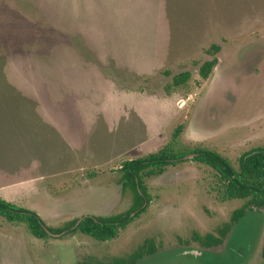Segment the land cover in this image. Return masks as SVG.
Wrapping results in <instances>:
<instances>
[{
    "label": "rangeland",
    "instance_id": "obj_1",
    "mask_svg": "<svg viewBox=\"0 0 264 264\" xmlns=\"http://www.w3.org/2000/svg\"><path fill=\"white\" fill-rule=\"evenodd\" d=\"M260 147L264 0H0L1 198L51 229L115 216L136 196L126 161L183 154L143 172L150 204L111 240L38 238L0 215V264H264V207H248L220 246L192 239L247 203L192 150L239 169Z\"/></svg>",
    "mask_w": 264,
    "mask_h": 264
},
{
    "label": "trees",
    "instance_id": "obj_2",
    "mask_svg": "<svg viewBox=\"0 0 264 264\" xmlns=\"http://www.w3.org/2000/svg\"><path fill=\"white\" fill-rule=\"evenodd\" d=\"M219 49V45L215 44L208 50L213 58L205 61L200 66L199 74L202 79H207L217 65L216 53ZM188 76V72L175 76L173 84L176 86L184 84ZM191 153L195 154L196 160H200L217 170L225 187V196L228 199H247L245 205L233 212L230 221L217 228L216 234L200 235L197 232L193 234L192 239L203 247L220 246L224 243L226 236L232 231L235 224L245 214L248 207H264V147L244 153L239 159V169H235L225 157L217 152L195 148ZM182 156V153L177 155L173 151H164L157 155L126 161L122 166L123 177L126 179L124 185H130L136 196L129 211L119 215L110 217L83 215L78 224L75 221L67 227L51 229L35 211L16 206L1 197L0 215L10 222L26 224L30 232L38 238H48L51 235L50 232L69 235L80 231L98 240H111L117 237L120 230L125 228L128 223L146 211L150 204L151 199L143 182V172L149 168L163 171L168 165L181 159ZM140 254V252L136 253L135 256H140Z\"/></svg>",
    "mask_w": 264,
    "mask_h": 264
},
{
    "label": "water",
    "instance_id": "obj_3",
    "mask_svg": "<svg viewBox=\"0 0 264 264\" xmlns=\"http://www.w3.org/2000/svg\"><path fill=\"white\" fill-rule=\"evenodd\" d=\"M194 155H195V154H193V155H190V156H191V157H193ZM79 222H80V220H79ZM79 222H78V223H79ZM78 223H77V224H78ZM51 234H52V233H51ZM52 235H54V234H52Z\"/></svg>",
    "mask_w": 264,
    "mask_h": 264
}]
</instances>
